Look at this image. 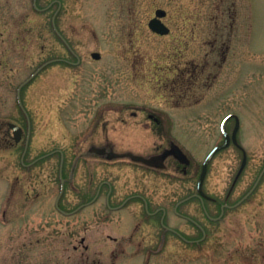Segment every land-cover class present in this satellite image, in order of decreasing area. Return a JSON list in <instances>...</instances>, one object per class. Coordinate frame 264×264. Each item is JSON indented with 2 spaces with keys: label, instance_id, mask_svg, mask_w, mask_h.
Returning a JSON list of instances; mask_svg holds the SVG:
<instances>
[{
  "label": "rangeland",
  "instance_id": "rangeland-1",
  "mask_svg": "<svg viewBox=\"0 0 264 264\" xmlns=\"http://www.w3.org/2000/svg\"><path fill=\"white\" fill-rule=\"evenodd\" d=\"M36 4L39 10L33 0H0V264H264L248 235L231 244L212 235L192 246L148 219L139 202L107 215L103 197L84 200L96 193L106 162L89 147L105 138L116 149L144 152L177 144L190 162L183 172L170 159L174 203L195 193L205 147L220 137L228 114L238 116L250 152L263 153L264 0H62L56 25L78 63L50 26L56 2ZM157 8L166 11L168 34L148 27ZM54 58L63 60L20 90L31 124L23 159L30 166H23L26 122L17 88ZM142 110L160 117L157 128L130 117ZM8 123L22 127L19 142ZM111 162L120 181L164 177L128 158ZM61 184L58 205L67 214L55 205ZM197 206L194 198L178 209L199 220ZM171 213L174 228L199 237Z\"/></svg>",
  "mask_w": 264,
  "mask_h": 264
},
{
  "label": "flooded vegetation",
  "instance_id": "flooded-vegetation-1",
  "mask_svg": "<svg viewBox=\"0 0 264 264\" xmlns=\"http://www.w3.org/2000/svg\"><path fill=\"white\" fill-rule=\"evenodd\" d=\"M54 1L57 4V9L55 10L57 16L62 6V0ZM57 37L60 38L58 35ZM224 60H227L226 57H224ZM224 60L220 59L217 62L218 72L222 69ZM142 112L145 114L131 112L130 117L136 122L147 121L148 123H153V128H157L161 122L160 117L145 110H142ZM231 119L234 120V124L231 130H227L229 137L227 146L218 150L204 164L210 151L215 146L224 143L225 135L220 132V137L205 147L206 150L199 165L200 172L204 169L199 195L195 191V193L187 194L175 203L173 202L170 197V182L173 180L170 159L175 160V157L169 154L163 161V167L137 163L141 166L142 171H163L164 177L161 181L152 179L148 181L149 183L141 178H133L132 181H120V177L112 175L111 172V161L115 159L105 158L104 173L98 182L96 193L91 195L88 191L87 198L84 200L96 202L99 197H103L107 215L114 211H120L128 202H139L142 204L144 214L148 219H151L155 224L157 223L161 229L163 225H166L170 234L183 240L188 245H206L212 235H215L216 240L220 243L223 238H226L225 240L231 244L238 242L239 235H248V239L252 241L250 245L253 250L255 248L256 250L264 251V151L261 155L250 152L248 146L243 142L244 139L240 136L239 129L236 131L234 140L233 128L235 119ZM119 121L128 122L124 117L120 118ZM135 141L137 142L138 140ZM170 144L171 142L168 143L167 147L155 146L150 152H144L128 146H120L116 149L112 142L109 141V138H105L104 142L97 146H103L106 150H130L135 153L153 155L160 154ZM227 150L234 151L231 158L225 157ZM178 167H181L183 172H186V167L180 165ZM94 174L95 170L91 169L89 171L91 180L95 177ZM160 186H165V190H163L164 188L159 189ZM194 198L198 200L199 220L178 209L179 206L190 202ZM170 212L176 218L184 220L187 225L197 230L199 237L191 238L174 228L170 224Z\"/></svg>",
  "mask_w": 264,
  "mask_h": 264
},
{
  "label": "water",
  "instance_id": "water-1",
  "mask_svg": "<svg viewBox=\"0 0 264 264\" xmlns=\"http://www.w3.org/2000/svg\"><path fill=\"white\" fill-rule=\"evenodd\" d=\"M166 14L165 10L158 8L155 10V16L152 17L149 21H148V27L150 28L151 31L160 34V35H165L169 32V28L162 22L161 18L164 17ZM91 56L95 59H98L100 57V54L98 52H92ZM47 63V62H46ZM46 63H44L43 65H41L35 72L34 74H36ZM33 74V75H34ZM25 83V82H24ZM22 85V84H21ZM21 85L19 86V88L21 87ZM18 88V91H19ZM232 117L228 116L222 123V130L225 132V123L226 121ZM236 118V125L235 128L233 130V132L235 133L237 128H238V118L235 116ZM8 126L11 128L12 130V134L14 137V140L17 142L20 140L21 138V133H22V129L20 126L14 124V123H9ZM226 136V141L224 142V144L220 145V146H216L208 155L207 159L209 160L210 157L220 148H223L227 145V140H228V136L225 134ZM233 139L235 140V134ZM90 152H94L96 154L99 155H106L107 158L111 159V158H121V157H128L134 161H138L141 162L143 164L146 165H150V166H156V167H163L164 166V159L166 158L167 155L171 154L173 155L177 160H179L180 163H183L185 165H187L189 163V159L187 158V156L184 154V152L179 148L178 145L171 143L169 148L164 149L160 154H153V155H141V154H136L133 153L131 151H125V152H115L112 149H110L109 151L106 150L105 147H97V146H91L89 148ZM204 176V169L202 170L198 182H197V190L198 192H200V186H201V182Z\"/></svg>",
  "mask_w": 264,
  "mask_h": 264
}]
</instances>
